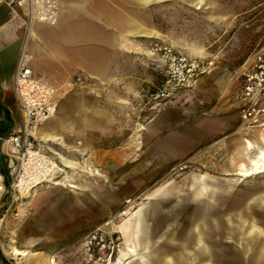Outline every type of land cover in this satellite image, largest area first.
<instances>
[{
  "label": "rangeland",
  "instance_id": "obj_1",
  "mask_svg": "<svg viewBox=\"0 0 264 264\" xmlns=\"http://www.w3.org/2000/svg\"><path fill=\"white\" fill-rule=\"evenodd\" d=\"M171 12L172 19L177 13V29H165L163 22L164 32L172 34L169 43L200 61L206 72L128 127L112 126L107 138L78 135L73 93L83 83L75 77L64 92L57 88L53 119L65 103L70 124L63 132L65 143L85 154L88 167L100 177L81 171L92 193L88 185L74 192L71 180L78 170H71L54 185L5 195L0 201V264H130L142 254L134 234L141 208L160 191L173 190L187 199L203 182L224 197L215 211L222 228L217 262L264 264V235H258L259 230L264 234V173L238 176L264 152L260 98L252 116L242 117L247 75H255L256 60L264 58V0H172ZM82 101L88 104V96ZM238 202L252 209L254 220L235 216L232 208ZM192 214L193 206L183 205L177 223H187ZM122 225L125 236L119 232ZM251 227L257 232L249 234ZM168 249L170 260L176 248Z\"/></svg>",
  "mask_w": 264,
  "mask_h": 264
},
{
  "label": "crops",
  "instance_id": "obj_2",
  "mask_svg": "<svg viewBox=\"0 0 264 264\" xmlns=\"http://www.w3.org/2000/svg\"><path fill=\"white\" fill-rule=\"evenodd\" d=\"M171 10L172 0H59L56 26L34 23L28 28L24 13L12 10L0 0V99L12 119L11 130L21 123L13 79L23 51L31 56L34 76L62 92L76 76L84 78L73 93L74 125L80 138L88 133L107 138L112 126L128 127L143 112L157 110L162 104L154 102L150 95L164 82L163 65L149 49L156 41L171 45V32L163 30V22L168 24L165 29H177V13H173L172 19ZM85 96L88 104L82 101ZM64 107L65 103L60 104L58 117L41 129L40 138L47 143L57 163L64 166L65 175L78 170L71 180L74 192L81 193L79 189L88 185L92 193L93 186L80 174L87 170L93 174L86 155L67 146L63 138L70 125ZM250 168L243 167L238 176L250 178L264 173L241 175ZM199 189L201 193H212L205 182ZM244 205L238 202L233 206L235 216L241 221L254 220L252 209L246 210ZM119 232L125 236L126 226L122 225ZM234 232L230 230L229 234L233 236ZM250 232L257 229L251 227ZM258 235L264 234L259 230ZM261 251L264 254V243ZM140 259L144 262V258Z\"/></svg>",
  "mask_w": 264,
  "mask_h": 264
},
{
  "label": "built area",
  "instance_id": "obj_3",
  "mask_svg": "<svg viewBox=\"0 0 264 264\" xmlns=\"http://www.w3.org/2000/svg\"><path fill=\"white\" fill-rule=\"evenodd\" d=\"M12 10H20L27 17L28 28L34 23L56 26L59 18V0H2ZM149 53L162 65L164 82L150 95L156 102L168 100L179 90L193 86L206 72L203 64L191 59L171 45L161 41L151 44ZM31 56L25 51L19 57L13 79L16 103L21 113V123L6 135H0V201L7 195L30 194L37 188L54 185L62 170L40 138L41 129L51 121L58 109L57 89L34 76ZM255 75H247L244 100H247L243 118L251 117L253 105L264 103V58L255 63ZM78 83L84 78L76 76ZM78 145H81L78 142ZM5 160L8 183L2 175L1 161ZM94 240L96 237L93 238Z\"/></svg>",
  "mask_w": 264,
  "mask_h": 264
},
{
  "label": "water",
  "instance_id": "obj_4",
  "mask_svg": "<svg viewBox=\"0 0 264 264\" xmlns=\"http://www.w3.org/2000/svg\"><path fill=\"white\" fill-rule=\"evenodd\" d=\"M172 200L171 208H166ZM223 202L222 195L201 193L199 187L187 199L177 196L173 190L158 192L141 208L137 247L142 254L130 264H219L216 240L222 228L218 223L221 216H216L215 211ZM187 203L193 206V214L187 223H177L180 210ZM165 222L169 226H164ZM160 242L163 243L159 245ZM172 245L176 253L168 260V247Z\"/></svg>",
  "mask_w": 264,
  "mask_h": 264
},
{
  "label": "trees",
  "instance_id": "obj_5",
  "mask_svg": "<svg viewBox=\"0 0 264 264\" xmlns=\"http://www.w3.org/2000/svg\"><path fill=\"white\" fill-rule=\"evenodd\" d=\"M11 127H12V119L10 117L9 112L6 110L0 99V135L8 134L11 131ZM1 165H2V169H1L2 175L4 176L6 182L8 183V170L3 161H1ZM0 258L3 260L2 255H0Z\"/></svg>",
  "mask_w": 264,
  "mask_h": 264
},
{
  "label": "bare ground",
  "instance_id": "obj_6",
  "mask_svg": "<svg viewBox=\"0 0 264 264\" xmlns=\"http://www.w3.org/2000/svg\"><path fill=\"white\" fill-rule=\"evenodd\" d=\"M251 166H252L251 170H244L241 175L250 176L252 174L264 172V152L263 151L260 153V155L258 156L256 160H253L251 162ZM62 173L64 174L65 170H62Z\"/></svg>",
  "mask_w": 264,
  "mask_h": 264
}]
</instances>
